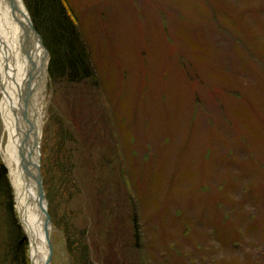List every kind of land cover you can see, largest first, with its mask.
Instances as JSON below:
<instances>
[{"label": "rangeland", "instance_id": "obj_1", "mask_svg": "<svg viewBox=\"0 0 264 264\" xmlns=\"http://www.w3.org/2000/svg\"><path fill=\"white\" fill-rule=\"evenodd\" d=\"M64 2L99 86L48 78L51 264H264V0Z\"/></svg>", "mask_w": 264, "mask_h": 264}, {"label": "bare ground", "instance_id": "obj_2", "mask_svg": "<svg viewBox=\"0 0 264 264\" xmlns=\"http://www.w3.org/2000/svg\"><path fill=\"white\" fill-rule=\"evenodd\" d=\"M46 68L44 49L28 30L24 2L0 0V159L7 171L28 264H44L47 254L34 182L22 163V157L37 161L38 151L32 145L41 135ZM29 171L34 173L32 166Z\"/></svg>", "mask_w": 264, "mask_h": 264}, {"label": "trees", "instance_id": "obj_3", "mask_svg": "<svg viewBox=\"0 0 264 264\" xmlns=\"http://www.w3.org/2000/svg\"><path fill=\"white\" fill-rule=\"evenodd\" d=\"M34 28L41 36L49 53L48 75L53 84L78 85L91 82L99 86L89 49L77 27L75 17L64 0H23ZM94 88V89H95ZM58 167V165H57ZM51 166V170L55 168ZM59 168V167H58ZM63 167L59 168L62 169ZM71 171V170H70ZM71 172L69 173L70 179ZM46 188L47 175L42 171ZM47 197L48 194H47ZM133 236L138 239L137 216H133ZM117 225V224H116ZM73 232V228L69 227ZM69 236V233H67ZM84 231L78 244H72L69 253L76 264H91ZM73 238V234H71ZM71 242H74L72 240ZM26 244L14 212L12 190L0 159V264H28L24 258Z\"/></svg>", "mask_w": 264, "mask_h": 264}, {"label": "water", "instance_id": "obj_4", "mask_svg": "<svg viewBox=\"0 0 264 264\" xmlns=\"http://www.w3.org/2000/svg\"><path fill=\"white\" fill-rule=\"evenodd\" d=\"M10 2L12 3L13 0H10ZM26 11L28 13L27 8H26ZM28 30L32 31L33 36L36 38L39 45L44 49V57L47 60V66H48L49 53L46 50L40 35L38 34L36 29L34 28V25L32 23V20L30 18L29 13H28ZM46 72H47V68H46ZM27 96L24 100L25 104H26L25 101L27 100ZM32 147L37 149V151H38L37 161L35 163H32L30 161L29 157H27V158L22 157V163H23L24 172L34 182V189L36 192V203H37V207H38L39 212H40V217H41L42 227H43V233H44V239H45L46 248H47V254H46L44 264H51L52 247H51V244L49 242V238H50V234H51V219H50V216L48 213L47 199H46V195H45V191H44V187H43V179H42V175H41L40 152H39V150H40V139H38L35 142V144L32 145ZM32 153H33V151L31 149L30 153H28L29 156H32ZM29 166H32V168L34 169V173H31L29 171Z\"/></svg>", "mask_w": 264, "mask_h": 264}]
</instances>
